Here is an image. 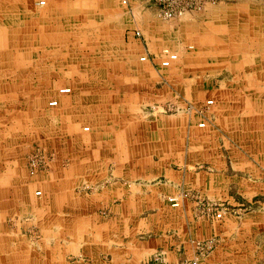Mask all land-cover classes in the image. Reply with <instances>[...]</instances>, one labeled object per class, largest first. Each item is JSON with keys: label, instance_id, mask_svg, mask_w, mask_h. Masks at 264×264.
<instances>
[{"label": "crops", "instance_id": "1", "mask_svg": "<svg viewBox=\"0 0 264 264\" xmlns=\"http://www.w3.org/2000/svg\"><path fill=\"white\" fill-rule=\"evenodd\" d=\"M47 3L0 0V264H264V0Z\"/></svg>", "mask_w": 264, "mask_h": 264}, {"label": "built area", "instance_id": "2", "mask_svg": "<svg viewBox=\"0 0 264 264\" xmlns=\"http://www.w3.org/2000/svg\"><path fill=\"white\" fill-rule=\"evenodd\" d=\"M215 1L218 0H155V3L159 8V16L163 20L170 21L179 19L189 12L202 11L206 7V5ZM41 4H45V0H41ZM164 53L167 56V58L163 61L164 66H170L173 61L178 59V54L173 51H170L169 49H165ZM143 59H145V57ZM69 91L70 89L62 90V92ZM213 102V100H209L208 104H212ZM51 104L57 105L58 102L52 101ZM161 107L165 112H179L182 110L178 105H175L173 103H167L162 105ZM193 108L194 106L190 104L188 105L186 110L192 111ZM200 126L204 127L206 126V123L202 122L200 123ZM46 158L47 157L45 156L44 152L37 151L29 160V167L31 173L34 174L40 167H44L45 163L47 162ZM37 194H41V192L38 191ZM222 215L223 213L221 211L217 213L218 217H222ZM189 264H198V260L194 259V261Z\"/></svg>", "mask_w": 264, "mask_h": 264}, {"label": "rangeland", "instance_id": "3", "mask_svg": "<svg viewBox=\"0 0 264 264\" xmlns=\"http://www.w3.org/2000/svg\"><path fill=\"white\" fill-rule=\"evenodd\" d=\"M38 3H39V6L41 5L42 7H45L48 3H47V0H45V4H41V0H38ZM194 109V108H193ZM192 109V110H193ZM222 209H220V211H221ZM219 211V212H220ZM222 212V211H221ZM223 213V212H222ZM218 217V216H217ZM222 217H223V215H222ZM222 217H219V218H222ZM208 242H210V241H208ZM197 245L199 246V248L200 249H202L203 250V247H204V249H205V247L207 246V242H205V243H203V242H198L197 243ZM210 255V252H208V253H206V254H204V256L206 257V256H209ZM198 260V264H201V258H200V256H197L196 258H195V260ZM194 261V260H193ZM192 261V262H193ZM191 263V262H190ZM184 264H189V263H184Z\"/></svg>", "mask_w": 264, "mask_h": 264}]
</instances>
